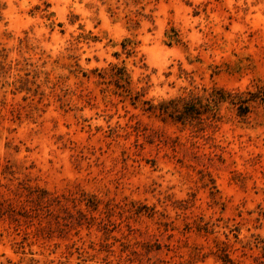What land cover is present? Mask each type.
Returning a JSON list of instances; mask_svg holds the SVG:
<instances>
[{
	"label": "clouds",
	"instance_id": "clouds-1",
	"mask_svg": "<svg viewBox=\"0 0 264 264\" xmlns=\"http://www.w3.org/2000/svg\"><path fill=\"white\" fill-rule=\"evenodd\" d=\"M0 264H264V0H0Z\"/></svg>",
	"mask_w": 264,
	"mask_h": 264
}]
</instances>
